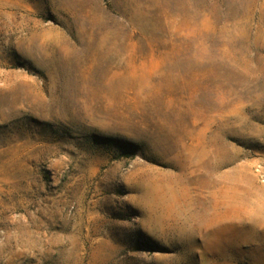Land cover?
Returning a JSON list of instances; mask_svg holds the SVG:
<instances>
[{
  "label": "rangeland",
  "instance_id": "obj_1",
  "mask_svg": "<svg viewBox=\"0 0 264 264\" xmlns=\"http://www.w3.org/2000/svg\"><path fill=\"white\" fill-rule=\"evenodd\" d=\"M0 264H264V0H0Z\"/></svg>",
  "mask_w": 264,
  "mask_h": 264
}]
</instances>
